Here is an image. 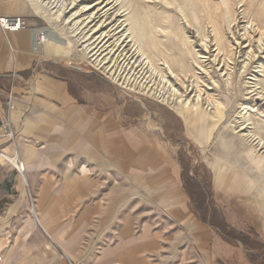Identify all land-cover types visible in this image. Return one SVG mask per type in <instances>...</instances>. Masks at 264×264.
Returning <instances> with one entry per match:
<instances>
[{
	"label": "rangeland",
	"instance_id": "rangeland-1",
	"mask_svg": "<svg viewBox=\"0 0 264 264\" xmlns=\"http://www.w3.org/2000/svg\"><path fill=\"white\" fill-rule=\"evenodd\" d=\"M26 1L65 48L67 60H46L76 100L160 143L177 163L195 219L221 223L228 239L251 252L252 264H264V0H75L73 7L60 0L57 18ZM73 21L88 36L84 43L72 33ZM88 43L135 88L95 67ZM17 143L0 118V243L16 249L14 259L25 257L26 241H56L59 233L73 241L62 228L50 230L51 239L42 230L40 200L1 157L6 149L19 152Z\"/></svg>",
	"mask_w": 264,
	"mask_h": 264
},
{
	"label": "crops",
	"instance_id": "crops-1",
	"mask_svg": "<svg viewBox=\"0 0 264 264\" xmlns=\"http://www.w3.org/2000/svg\"><path fill=\"white\" fill-rule=\"evenodd\" d=\"M33 12L26 0L0 3V14L35 28L11 34L12 50L0 33V118L15 129L19 151L1 152L19 153L45 234L62 228L73 241L64 233L26 241L31 248L15 259L16 249L0 243L5 264H252L240 243L195 219L177 163L160 143L120 129L94 103L80 104L53 74L46 59L58 60L34 46L35 30L47 23Z\"/></svg>",
	"mask_w": 264,
	"mask_h": 264
},
{
	"label": "bare ground",
	"instance_id": "bare-ground-1",
	"mask_svg": "<svg viewBox=\"0 0 264 264\" xmlns=\"http://www.w3.org/2000/svg\"><path fill=\"white\" fill-rule=\"evenodd\" d=\"M65 2V1H64ZM71 2V1H70ZM68 2V3H70ZM75 0H73V2H71L70 4H72L71 6L73 7ZM33 3L35 6L40 5L43 9H41V13H43L44 15H49L51 18H57L59 16H61L64 12V4L60 1V0H33ZM70 6V5H69ZM36 9V8H35ZM72 16V15H71ZM72 17L66 18L65 21H69ZM74 22V21H73ZM77 23H80L78 21L74 22L72 24V33L74 35H76V37L78 38V40L80 41V43H84L86 41V38H88V36L85 34H81V27L80 25H77ZM71 24V23H70ZM70 26V25H69ZM36 34L41 33L43 34V42L40 44L37 53L41 56H45V57H49L51 59H64L66 58V53L65 48H63L60 43H58V41H54L55 37L54 35H56L52 29H48L45 26L41 27V28H37L36 30ZM129 31V30H128ZM131 35V34H130ZM57 36V35H56ZM128 37V36H127ZM136 39V38H135ZM57 40V39H56ZM97 41V40H96ZM85 49L88 52V55L90 57L91 62L95 65V67L97 66L98 68H102L105 73H108L111 77L112 80L118 82L121 86H125V88H128L130 90V84H129V78L122 76L120 74V72L114 68L113 69V64H108L105 66L106 62H104V59H102L99 55V50H94L95 46L91 45L90 43L88 44H83ZM104 57V56H103ZM120 70V68H119ZM134 79V78H133ZM141 81V80H140ZM132 82V81H131ZM137 85L142 91H150L152 94H156V96L158 97V99L160 98L161 100H166L167 97L163 95V92H155L153 91V89L150 86L147 85H143V84H138V83H134L133 86ZM135 88V87H132ZM161 90V89H160ZM139 92V91H138ZM141 92V91H140ZM150 93V94H151ZM166 95V94H165ZM153 96V95H152ZM250 113L254 114V115H258V109L256 108H249ZM264 113V112H263ZM261 118H264L261 117ZM187 119V118H185ZM257 146H260V143L256 144ZM2 158L7 159V161L14 166V168L19 172V174L21 176H23V173L18 165V155L17 153L14 155V157H7L6 155H1Z\"/></svg>",
	"mask_w": 264,
	"mask_h": 264
},
{
	"label": "built area",
	"instance_id": "built-area-1",
	"mask_svg": "<svg viewBox=\"0 0 264 264\" xmlns=\"http://www.w3.org/2000/svg\"><path fill=\"white\" fill-rule=\"evenodd\" d=\"M3 1L5 0H0V3ZM34 29L35 28L31 27L28 21L22 16L0 14V33L11 50L12 47L9 39L11 34L20 31L34 32ZM42 42H43V34H40L39 38L35 40L34 46L37 47ZM8 132H9L8 133L9 139L13 141V132L10 128ZM0 264H4V257L1 254H0Z\"/></svg>",
	"mask_w": 264,
	"mask_h": 264
},
{
	"label": "trees",
	"instance_id": "trees-1",
	"mask_svg": "<svg viewBox=\"0 0 264 264\" xmlns=\"http://www.w3.org/2000/svg\"><path fill=\"white\" fill-rule=\"evenodd\" d=\"M187 194H188V196L191 198V195H190V193L187 191ZM207 214V213H206ZM202 222H204V223H208L209 225H211V226H213L214 228H216L219 232H220V234L223 236V238L226 240V241H232V240H230V239H228L225 235H224V229H223V226H222V224L221 223H215V222H211L210 221V218H207V215L204 217V218H199ZM233 242V241H232ZM241 243L243 244V245H245V246H248V245H250V244H248L247 243V241H241ZM251 246V245H250ZM254 246V245H253Z\"/></svg>",
	"mask_w": 264,
	"mask_h": 264
}]
</instances>
